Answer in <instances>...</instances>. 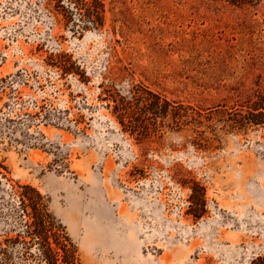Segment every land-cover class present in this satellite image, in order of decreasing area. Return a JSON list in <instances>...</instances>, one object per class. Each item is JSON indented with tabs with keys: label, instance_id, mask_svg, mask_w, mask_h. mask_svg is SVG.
<instances>
[{
	"label": "rangeland",
	"instance_id": "obj_1",
	"mask_svg": "<svg viewBox=\"0 0 264 264\" xmlns=\"http://www.w3.org/2000/svg\"><path fill=\"white\" fill-rule=\"evenodd\" d=\"M140 89L200 117L125 133ZM260 113L264 0H0V264H47L17 185L76 264H264Z\"/></svg>",
	"mask_w": 264,
	"mask_h": 264
},
{
	"label": "trees",
	"instance_id": "obj_2",
	"mask_svg": "<svg viewBox=\"0 0 264 264\" xmlns=\"http://www.w3.org/2000/svg\"><path fill=\"white\" fill-rule=\"evenodd\" d=\"M229 1L237 2V0ZM140 90L147 93L148 97H143L136 91L129 92L128 97H118L113 100V115L125 133L132 136L146 135L149 120L152 119H168L170 125L179 128L193 124L195 116L200 117L198 112L188 106L165 100L160 104L161 100L157 95L144 89ZM135 109L138 110V114ZM258 109L256 105L253 106V111ZM260 115L264 117L262 113ZM0 169H4L1 163ZM12 194L18 201L13 212L22 216L25 237L36 243L41 259L47 264H76L72 246L59 227L53 223L39 193L30 186L17 185L12 187ZM198 211L200 210L194 212V217L199 216ZM24 243L28 245V242ZM0 251L3 252L2 249Z\"/></svg>",
	"mask_w": 264,
	"mask_h": 264
}]
</instances>
